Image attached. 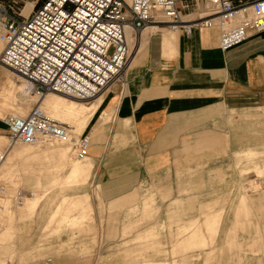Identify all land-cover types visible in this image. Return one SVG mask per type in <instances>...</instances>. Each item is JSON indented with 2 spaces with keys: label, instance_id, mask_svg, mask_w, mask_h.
I'll list each match as a JSON object with an SVG mask.
<instances>
[{
  "label": "crops",
  "instance_id": "0c3cea01",
  "mask_svg": "<svg viewBox=\"0 0 264 264\" xmlns=\"http://www.w3.org/2000/svg\"><path fill=\"white\" fill-rule=\"evenodd\" d=\"M196 12H184V19L198 17L185 18ZM135 36L124 80L102 92V101L78 134L85 129L92 135L88 155H73L78 135L48 143L42 154L49 164L42 168L50 179L44 185L36 181L45 188L42 193L24 196L18 212L22 218L36 212L53 186L83 184L77 194L60 197L48 222L59 216L58 222L81 225L89 217L90 232L76 236L73 249H60L68 242L64 233L50 241L59 251L45 264H97L98 246L111 251L127 247L124 254L140 244L136 239L155 245L151 241L157 230L167 235L178 229L184 237L168 243L166 236L162 244L172 245L174 254L185 253L176 257L177 264H193L190 250L212 244L227 250L247 247L251 231L264 229V220L257 225L255 211L264 206V190H243L244 178L256 181L254 171H264V32L251 31L227 50L219 47L216 26L193 27L187 33L151 24ZM70 125L72 132L76 127ZM40 145L12 147L0 169L11 185L0 193L10 197L21 180L18 161L38 157ZM260 158L261 164L256 162ZM73 210L76 214L69 215ZM13 217L8 205L0 207V218L7 222L0 243L13 237ZM83 245L88 253L77 248ZM211 252L203 253L199 262L236 259ZM172 259L137 263L128 258L122 264H170ZM258 259L252 255L243 261Z\"/></svg>",
  "mask_w": 264,
  "mask_h": 264
},
{
  "label": "built area",
  "instance_id": "2783aa9c",
  "mask_svg": "<svg viewBox=\"0 0 264 264\" xmlns=\"http://www.w3.org/2000/svg\"><path fill=\"white\" fill-rule=\"evenodd\" d=\"M19 1L0 0V64L27 79L38 97L53 91L88 100L123 81L130 56L126 27L137 35L151 24L187 33L216 26L221 50L239 45L251 31L264 32V0H42L26 16ZM199 6L202 15L184 19V12ZM1 120L9 144L65 142L71 130L37 106ZM90 144L81 133L73 150L85 157ZM24 196L22 189L15 192L17 205Z\"/></svg>",
  "mask_w": 264,
  "mask_h": 264
},
{
  "label": "rangeland",
  "instance_id": "374dc122",
  "mask_svg": "<svg viewBox=\"0 0 264 264\" xmlns=\"http://www.w3.org/2000/svg\"><path fill=\"white\" fill-rule=\"evenodd\" d=\"M42 0H21L19 1V5L21 7V13L23 14V8L27 3H34V5H38ZM24 15V14H23ZM197 15L193 14L190 16H185V18H193ZM134 36V35H133ZM132 37V36H131ZM134 39V38H132ZM129 49H131V53L129 56V59L133 53V46L134 41H129ZM131 42V44H130ZM2 50V48H1ZM128 59V62H129ZM9 69V68H8ZM4 69L2 68L0 64V152L3 151L8 144V133L7 128L4 124H2L1 119L4 118L6 114H12L16 113L19 115H26L28 111L33 106L41 105L42 109L45 111L44 113L46 115H49L51 117H54L62 122H67L69 124L74 125L76 128L74 131L70 132L69 139H75L76 136L80 133L81 128L87 124V121L89 120V116L93 115V113L97 109V104L102 101V94L95 98L92 101H88L85 99H78V104L83 105H77L85 106L84 109L79 110L78 113L68 114L64 109H60L56 112H53L50 107L45 105L43 101H46V99L53 97L54 95H60V93L57 92H48L47 95L43 98V100L39 101L38 98H28V105L27 107L24 106V103H14L9 100H6V96H8V91H11L14 86L18 85L21 80L25 79L21 78L22 76L18 75L11 69ZM8 72V73H7ZM10 77V78H9ZM13 80V81H12ZM11 81V82H10ZM11 84V85H10ZM26 84V92H29L28 84ZM8 91L2 90V87H4ZM8 87V88H7ZM11 87V88H10ZM8 92V93H7ZM2 96V97H1ZM46 98V99H45ZM4 99V100H3ZM6 103H5V102ZM19 101V100H18ZM39 101V103H38ZM43 103V104H42ZM18 104V105H17ZM22 105V106H21ZM44 105V106H43ZM20 106V107H18ZM84 134H87V130L85 129L82 131ZM90 134V133H89ZM91 142L93 141L92 135L90 134ZM76 140V139H75ZM74 140V141H75ZM23 145V144H22ZM49 144H42L39 146L40 155L38 157H29L27 159H21L18 161V168L20 171L21 180L13 185V189H11V193L9 194L10 197H6L4 193H0V207L3 205H8V208L13 212L15 217H13V221L11 224H13V237L11 239H8L6 241H3L0 243V264H45L46 258L49 255L52 254H58V247L49 245L50 241L54 240L56 241L62 233V236H67L66 240L68 241L67 244H62L60 249H62L64 246L65 248L73 249L74 246L72 245L74 242V239L76 236L82 235V234H88L90 230L86 227V223L89 221V217H86L84 222L81 223V225H71L69 223L65 222H58L59 216L52 220V222H48V217L50 216V213L55 208L57 202L59 201L60 197L64 194H77L79 190H81V186L83 184H78L74 186H59L55 185L51 189L48 190V193L45 195L44 199L40 203L39 207L37 208L36 212L32 216H26L24 218L19 216V211L23 208L17 207L15 205V192L18 189H22L25 196H29L32 193H42L45 188L44 187H37L36 181L39 179L41 183L44 185L47 183V181L50 179V175H48V172L46 169H43L42 167H45L49 164L47 160L44 159L42 152L48 148ZM27 146V145H26ZM29 147V146H28ZM10 154V153H9ZM74 156H76V152L73 153ZM72 155V157H73ZM78 158V156H76ZM79 159H82L79 157ZM6 160V159H5ZM249 161V160H247ZM263 159H257L256 162L262 163ZM5 162V161H4ZM3 165H1L0 169ZM246 170H250L253 167H245ZM67 171V168H64L60 174L63 175ZM245 171H243L244 173ZM264 171H260L259 168H257V173L254 171L255 175L254 177H257L256 181L249 180L248 178L243 179V186H246L247 188L243 190L252 191L253 193L259 194L264 190V174H262ZM11 185V178L9 175H1L0 176V188L5 189L7 191V187ZM4 191V190H3ZM8 196V195H7ZM25 202V199H24ZM8 203V204H7ZM256 220L257 225L262 223L264 220V206L262 208L256 207ZM76 211L73 210L69 213V215L76 214ZM6 222V218H0V231H2L4 225ZM184 230H174V231H166L167 235H164L165 231H156L155 239H153L151 242H155V245L149 244V242L146 244L142 239H136L137 242H139V245L130 247V250L123 254L121 251L122 249H127V247H115L113 251H111L112 248H108L110 250V254L107 250V247L104 246H98V263L97 264H122L124 260L127 261L128 258L134 259V262H143L144 260H167L169 262V256H172V262L170 264H177L176 257H182V254L185 253H173L172 252V245H165L162 243H165L164 237L167 236V242H175L177 239L184 237L186 234L185 232H182ZM207 235V230H205ZM264 229H253L251 231V242L250 245H247V247L239 246L232 249H220L219 246H215L214 244L207 246L205 249H194L190 250V252H193L194 254L192 256V259L195 260L193 264H201L200 259L201 255L203 253L209 252L212 250V255L220 254V255H227V256H233L235 261L232 262H226L225 264H248L247 262H244L243 259L247 256L250 257L252 255H256L259 259L256 262H253L252 264H264ZM69 236V238H68ZM62 237V238H63ZM64 240V239H63ZM157 242H161V244H156ZM253 241V245H252ZM69 243V244H68ZM79 251L83 253L89 252L88 246H77ZM199 254V255H198ZM108 255V256H107ZM180 257V258H181ZM215 258L214 256H211V259ZM260 258L263 259V262H260ZM3 259V261H1ZM139 260V261H138ZM48 263V262H47ZM179 263V262H178ZM78 264H89L88 261H82ZM190 264V263H189ZM205 264V263H203ZM206 264H209L206 263Z\"/></svg>",
  "mask_w": 264,
  "mask_h": 264
},
{
  "label": "bare ground",
  "instance_id": "6f19581e",
  "mask_svg": "<svg viewBox=\"0 0 264 264\" xmlns=\"http://www.w3.org/2000/svg\"><path fill=\"white\" fill-rule=\"evenodd\" d=\"M33 5H34V3H27L26 5H25V7L23 8V14L26 16L30 11H31V9H32V7H33ZM199 8H200V11L199 12H197V15H202L203 14V12H204V10L201 8V6H199ZM196 15V16H197ZM148 26H150V25H148ZM148 26H146V27H148ZM154 26H156V27H158L157 25H154ZM145 27V28H146ZM125 35H126V39H127V43H128V47H129V42H128V40L130 41H135L134 39H132V38H134L133 37V35L135 36V33H134V31L130 28V27H126V29H125ZM132 36V37H131ZM136 37V36H135ZM130 44H131V42H130ZM3 47V44L0 42V51H1V48ZM129 55H130V49H129ZM127 64H128V62H127ZM2 66V68H4V69H8L7 67H5V66H3V65H1ZM126 67H127V65H126ZM126 69V68H125ZM9 70V69H8ZM8 73V72H7ZM10 78V77H9ZM21 78H23V77H21ZM23 79H25V78H23ZM26 80V82H27V84H28V88H29V92H26V82L24 81V80H21V82H19L18 83V85H16V86H14L13 87V89L11 90V91H8L6 88H5V86L4 87H2V90H4L5 92L6 91H8L7 93H8V96H6L5 98H6V100H9V101H11V102H14V103H19V104H22V103H24V106H26L27 107V105H28V98L29 97H32V98H38L39 99V101H41V100H43V98L47 95L46 93H48L49 91H47L45 94H43L42 96H40V97H38L37 95H35L34 93H33V91H32V85H31V83L27 80V79H25ZM13 81V80H12ZM11 82V81H10ZM11 85V84H10ZM8 88V87H7ZM11 88V87H10ZM51 92V91H50ZM53 92V91H52ZM102 93H100L99 95H97V96H95V97H93V98H91V99H88V101H92V100H94L95 98H97L98 96H100ZM2 97V96H1ZM46 99V98H45ZM75 99H76V101H79L78 99H80V98H78V97H75V96H72V95H69V94H63V93H60V95H54L53 97H51V98H49L48 97V99H46V101H43V103L45 104V105H47L48 107H50L51 108V110L53 111V112H56V111H58V110H60V109H64L68 114H73V113H78L79 112V110H82V109H84L83 107H85V106H80V107H78L77 105H83V104H78V102H76L75 101ZM4 100V99H3ZM19 100V101H18ZM80 100H82V99H80ZM39 101H38V103H39ZM5 102V101H4ZM6 103V102H5ZM42 103V104H43ZM40 104V103H39ZM18 105V104H17ZM22 106V105H21ZM36 106V105H35ZM44 106V105H43ZM18 107H20V106H18ZM38 108H40L43 112H45L41 107V105H38L37 106ZM30 111V110H29ZM28 111V112H29ZM12 115H18V116H25V115H19V114H16V113H12ZM49 116V115H48ZM51 117V116H50ZM51 118H54V117H51ZM54 119H56V118H54ZM58 120V119H57ZM65 123H67V122H65ZM69 124V123H68ZM70 125V124H69ZM71 126V125H70ZM72 128V127H71ZM50 142H59V141H49V142H46V143H50ZM17 143H20V142H16V143H14V144H9V142H8V144H7V147L3 150V151H1L0 153H5V155H4V158H3V160L0 162V167H1V165H3V162L5 161V159H7V157H9L8 156V154H9V152H10V150L12 149V147H14V145L15 144H17ZM45 143V142H44ZM20 144H23V143H20ZM40 144H43V143H40ZM40 144H35V145H40ZM23 145H27V144H23ZM35 145H27V146H35ZM7 163H9L8 161H7ZM6 164V163H5ZM6 171V170H5ZM2 175V174H1ZM245 188H247L246 186H245ZM24 199V198H23ZM218 218V217H217ZM216 218V219H217ZM73 221V220H72Z\"/></svg>",
  "mask_w": 264,
  "mask_h": 264
}]
</instances>
